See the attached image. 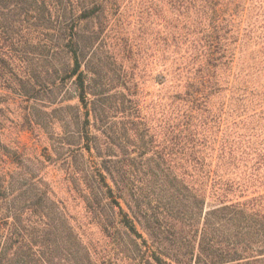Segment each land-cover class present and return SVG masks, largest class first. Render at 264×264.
I'll return each instance as SVG.
<instances>
[{"label": "trees", "instance_id": "obj_1", "mask_svg": "<svg viewBox=\"0 0 264 264\" xmlns=\"http://www.w3.org/2000/svg\"><path fill=\"white\" fill-rule=\"evenodd\" d=\"M125 1L0 0V264L101 263L44 182L58 162L111 245L100 260L264 264V0L138 1L167 92L153 133L114 130L90 89L103 52L135 67ZM10 95L37 102L21 126L48 134L44 153L4 141Z\"/></svg>", "mask_w": 264, "mask_h": 264}, {"label": "rangeland", "instance_id": "obj_2", "mask_svg": "<svg viewBox=\"0 0 264 264\" xmlns=\"http://www.w3.org/2000/svg\"><path fill=\"white\" fill-rule=\"evenodd\" d=\"M138 1L131 0L123 3L125 8L119 21V24L123 23V27L126 28L133 43L134 56H132L135 61L132 65L135 64V67L130 69L126 55L116 47L112 54L109 52L102 54L101 84L97 86L93 82L90 84L92 91L103 92L94 102L102 104H100V108L104 109V113H101L102 121H105L107 125H112V128L119 133L123 132V129L132 127L130 121L137 120L142 122L140 127L144 125L145 128H148L149 133L156 132L155 123L159 100L162 95L167 93L164 89L160 90L157 84L159 66L157 64L156 36L158 26L156 22L158 19L155 15L146 16L145 14L141 15V18L137 17ZM248 54L247 49L241 59L245 60ZM131 73L132 82L123 86L122 82L126 79L125 74L129 76ZM132 84H136V86L134 87ZM128 86L129 89L126 88ZM7 100V103L3 105L7 108L5 116L10 122L7 121L2 134L4 141L23 146L28 153L35 151L44 153L43 147L50 146L51 143L48 134L43 130L30 131L21 126L23 107H30L37 102L23 101L12 95ZM68 103H78V101L73 99ZM135 115H138L137 118ZM96 123L100 124L98 121ZM153 139L155 140V136ZM127 143L129 144V142ZM121 144L123 145L124 141L121 140ZM66 171V165L60 162L46 164L43 169L44 182L50 184L51 195L56 201L57 210L66 217L74 232L83 237L97 261L99 263L101 261L100 264H126L120 261L117 256L109 258L105 256L103 259H99L103 254L110 251L111 245L103 238L98 228L90 223V219L82 206L81 197L78 191L71 187L68 171Z\"/></svg>", "mask_w": 264, "mask_h": 264}]
</instances>
